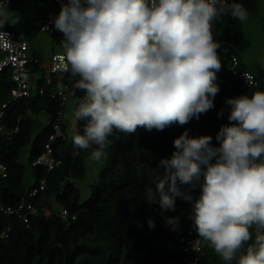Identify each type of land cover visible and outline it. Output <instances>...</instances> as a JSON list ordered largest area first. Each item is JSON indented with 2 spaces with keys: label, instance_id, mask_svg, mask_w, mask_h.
Listing matches in <instances>:
<instances>
[{
  "label": "clouds",
  "instance_id": "9594fccd",
  "mask_svg": "<svg viewBox=\"0 0 264 264\" xmlns=\"http://www.w3.org/2000/svg\"><path fill=\"white\" fill-rule=\"evenodd\" d=\"M8 2L0 3V16ZM229 14L239 21L249 16L241 3L227 0L62 2L54 26L64 34L67 62L59 68L80 77L73 94H86L74 113L85 121L84 134L73 136L74 146H95L91 158L99 161L113 142L109 137L119 139L118 133H135L138 127L185 125L211 109L221 67L211 22ZM226 103L228 120L236 123L221 126L220 147L210 146V136L189 138L185 131L174 140L171 158L159 162L164 179L155 191L147 189L145 199L155 203L159 197L162 210L175 211V197L192 200L180 185L196 187L203 177L201 195L192 205L199 237L224 261H232L252 239L255 225V243L238 264H264V91ZM166 224L174 230L179 218H167ZM148 226L155 224L149 220Z\"/></svg>",
  "mask_w": 264,
  "mask_h": 264
},
{
  "label": "trees",
  "instance_id": "16d2710c",
  "mask_svg": "<svg viewBox=\"0 0 264 264\" xmlns=\"http://www.w3.org/2000/svg\"><path fill=\"white\" fill-rule=\"evenodd\" d=\"M62 1L52 0L54 5H60ZM4 18L5 14L0 16V20ZM211 23L213 38L220 44L217 54L221 62L214 81L219 86L214 106L200 114L199 119L192 118L185 125L177 122L163 130L153 128L151 131L138 127L135 133H118L119 139L109 137L113 142L106 148V164L91 185L89 198L83 202L79 201L76 179L84 175V159L95 146L80 150L74 146L73 136L84 134L85 121L76 119V131L70 138L66 136L63 119L59 121L64 137L56 136L51 144L52 157L61 161L58 166L48 170L32 165L44 151L49 136L55 133L53 126L64 108L56 92L65 85L73 90L80 77H73L70 72H55L49 74L50 82L47 83L45 74H41L29 96L11 101L9 94L14 84L10 72L6 69L0 71V108L3 110L0 122L10 133L19 127L11 140L6 138V133H0V162L6 168L5 176L0 171V199L6 206H15L24 198L36 209L34 214L26 217V221L18 215L0 212V235L3 231L7 233L0 236V264H186L195 256H198L196 264H238L237 255L232 261H224L207 241L201 247L202 254L185 251L184 245L178 243L168 230L167 218L180 215L184 217L181 221L182 235L190 238L199 236L194 219L189 215H193L192 204L201 195L199 183L203 182V177L196 187L180 185L192 200L175 197V211L162 210L159 197L155 203L145 199L147 189L155 191L157 183L164 179L163 167L157 166L176 151L175 139L187 131L189 138L210 136V146L220 147L221 141L216 136L221 126L236 123L228 120L231 106L226 101L241 96L251 98L255 90L264 91L237 52L242 37L241 21L229 14ZM4 29L13 30L8 19L0 26V30ZM233 57L237 60L235 69L254 76L256 84L251 87L250 95L246 94L247 87H242V81L233 73ZM31 71H38L35 65H31ZM83 94L84 91L76 90L74 98ZM3 103H7L5 108H2ZM221 110L223 115L218 117ZM40 112H45L49 120L32 138V130L36 126L32 114ZM28 142L31 146L27 162L32 168L33 181L26 189L23 185L25 165L19 160V154ZM40 180H44L45 188L30 196ZM63 209L67 210L66 215L62 214ZM149 220L155 224L154 229L149 228ZM189 231L193 233L189 234ZM250 232L252 239L241 250L246 251L255 243L258 234L255 225ZM260 234H264V230Z\"/></svg>",
  "mask_w": 264,
  "mask_h": 264
},
{
  "label": "rangeland",
  "instance_id": "374dc122",
  "mask_svg": "<svg viewBox=\"0 0 264 264\" xmlns=\"http://www.w3.org/2000/svg\"><path fill=\"white\" fill-rule=\"evenodd\" d=\"M67 4L68 0H63ZM249 16L242 24V37L237 46V52L245 67L255 74L261 87L264 89V0H238ZM61 10L60 5H54L52 0H21L15 4L8 5L5 10V16L15 32L21 34L24 40L36 49V55L42 60H48L53 53H65L61 46L64 34L55 29L53 33L40 30V23L44 15L58 17ZM18 16L19 20L13 23L14 18ZM44 73V70H38L34 73L32 86L38 76ZM75 100L69 98L64 103L62 110V119L66 128V136L70 138L76 131ZM36 119V126L32 130L33 138L40 128L45 125L49 118L45 112L32 114ZM31 142H28L20 149L19 160L25 165L23 185L27 189L33 181L32 168L27 162ZM92 153V152H91ZM107 151L99 160H93L91 154L85 159V173L81 178L76 179V185L79 188V201L83 202L91 194V185L96 181L101 168L106 164Z\"/></svg>",
  "mask_w": 264,
  "mask_h": 264
},
{
  "label": "built area",
  "instance_id": "2783aa9c",
  "mask_svg": "<svg viewBox=\"0 0 264 264\" xmlns=\"http://www.w3.org/2000/svg\"><path fill=\"white\" fill-rule=\"evenodd\" d=\"M12 1L9 0L8 4ZM229 3L235 2L234 0H227ZM3 0H0L2 3ZM54 19L55 17L52 16H45L41 22L40 30L53 33L55 31L54 26ZM233 60V73L235 76L242 81V87H247L246 94H251V87L256 84L254 80L253 74L244 71V70H237L234 67L237 65V60L235 57L232 58ZM66 54L65 53H53L51 57L46 60L42 61L39 57H37L30 47L29 43L24 40L20 35H18L14 30L11 29H4L0 30V71L9 70L10 72V79L13 82L14 86L10 90V100L14 101L24 96H29L31 89L34 88L31 82L33 79L34 73L31 71V65H35L36 70H44L46 82H50L49 74L55 72H62L59 68L60 65L66 63ZM248 77V79H247ZM43 92L42 89L39 90ZM261 91V90H255ZM254 91V92H255ZM253 92V93H254ZM62 102L65 103L69 98H73L75 100V111L79 103L83 102L85 98V92L81 97L74 98L73 90L70 89L69 86L65 85L62 89L56 92ZM253 95V94H252ZM7 103L2 104V108H5ZM3 116V110L0 108V118ZM62 119V112L59 113L57 120L53 126L55 133L49 136V142L45 144L44 151L39 154L35 160L32 162V165H39L46 167L48 170L53 169L54 167L58 166L61 161L59 159H54L52 157V147L51 144L54 142L56 136L64 137V132L60 128V123ZM19 131V127L16 126L12 133L7 132L5 130L4 125L0 122V133H6V138L11 140L12 135ZM0 171L2 175H6V168L3 163L0 162ZM45 188L44 180H40L39 184L34 187L30 196L36 195L40 190ZM194 204V203H193ZM192 204V205H193ZM0 212L6 215H18L22 217L24 221H26V217L29 214H34L36 209L30 203H27L24 198H22L19 203L15 206H6L2 203L0 199ZM68 212L66 209L62 210V214L66 215ZM193 215H189L192 217ZM172 217L179 218V224L173 230L172 225H167L168 230L174 234L175 239L178 243L183 244V249L185 251H195L199 254H202L201 247L204 245L205 241L200 238L199 236H193L190 238L188 235H182L181 233V221L183 220V216L174 215ZM192 231H189V234H192ZM6 231H3L0 236H6ZM170 246V243L167 244ZM245 250H241V252L237 253V258L239 261V256L245 253ZM198 260V256L189 259L186 264H196Z\"/></svg>",
  "mask_w": 264,
  "mask_h": 264
},
{
  "label": "crops",
  "instance_id": "0c3cea01",
  "mask_svg": "<svg viewBox=\"0 0 264 264\" xmlns=\"http://www.w3.org/2000/svg\"><path fill=\"white\" fill-rule=\"evenodd\" d=\"M45 16H47V15H44L43 17H42V19L45 17ZM48 16H52V15H48ZM53 17H55V16H53ZM42 21V20H41ZM41 24V23H40ZM14 30V29H13ZM15 31V30H14ZM22 38H23V36L21 35V34H19ZM24 39V38H23ZM28 42V41H27ZM30 45V44H29ZM30 47L33 49V51H34V53H35V55H36V49L33 47V46H31L30 45ZM61 53V52H60ZM37 56V55H36ZM38 57V56H37Z\"/></svg>",
  "mask_w": 264,
  "mask_h": 264
}]
</instances>
